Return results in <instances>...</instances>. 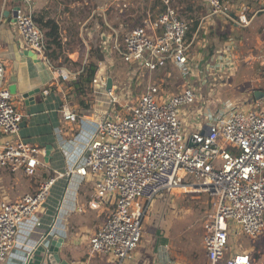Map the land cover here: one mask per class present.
<instances>
[{
	"label": "built area",
	"instance_id": "2783aa9c",
	"mask_svg": "<svg viewBox=\"0 0 264 264\" xmlns=\"http://www.w3.org/2000/svg\"><path fill=\"white\" fill-rule=\"evenodd\" d=\"M149 1L165 10H148L140 25L122 37L111 29L113 35L103 44L105 60L98 64L91 83L95 97L107 98L105 109H100L102 118L90 122L68 103L61 108L65 122L91 124L92 128L70 169L55 171L39 182L35 192L16 200H9L0 184V263L9 257L20 225L40 212L56 182L75 175L90 178L94 184L96 198L88 202L90 209L113 205L105 222L89 238L91 252L111 256L113 264H124L138 248L148 207L163 193L186 188L206 193L212 200L213 213L203 225L205 264H256L247 253L229 255L228 242L231 224L235 235L251 240L264 236V106L235 110L233 103H227L213 120L198 119L201 129L186 138L182 116L198 100L193 88L170 93L153 83L136 99L126 94L122 101L115 96L114 80L112 88L105 89L107 76L99 69L110 61V53L149 73L168 64L185 75L191 72L192 42L186 38L189 24L178 18L171 0ZM202 1L208 10L206 17L224 18L237 28L248 27L256 14L264 13V0H256L259 9L251 17L242 9H230L223 0ZM33 2L22 0L13 11L14 21L26 48L49 64L46 39L32 19ZM261 32L264 34V28ZM251 60L264 68V40ZM50 69L63 82L70 78L62 67L50 64ZM4 76L0 62V135L7 139L0 142V174L34 176L44 165L39 159L41 152L19 137L22 115L4 86ZM40 225L38 221L36 228Z\"/></svg>",
	"mask_w": 264,
	"mask_h": 264
},
{
	"label": "crops",
	"instance_id": "0c3cea01",
	"mask_svg": "<svg viewBox=\"0 0 264 264\" xmlns=\"http://www.w3.org/2000/svg\"><path fill=\"white\" fill-rule=\"evenodd\" d=\"M223 2L230 9H242L241 6L235 4L238 0H223ZM19 3V0H0V62L5 68L4 86L8 90L13 87V93L9 92L14 105L22 115L19 137L22 141L40 150L39 159L44 165L37 168L34 176L2 171L0 174L1 189L9 200H16L24 193L35 192L39 182L46 179L48 175L52 176L55 171L65 173L69 170L75 156L80 152L82 144L89 137L92 130L91 124L65 122L60 112L63 105L68 103L72 110L90 122L99 121L103 116L100 109H105V105L97 103L102 99L95 96L96 104L94 106L85 102L86 105H89V109L78 103L79 100H85V98L77 96L69 85V81L63 82L50 69V64L53 66V61L56 59L52 55V58L49 56L50 63L47 64L26 48L19 36L13 17V11L20 5ZM49 3V0H34L33 11L34 9H46L45 6ZM84 3L83 7H80V0L66 5L74 11L73 15L77 21H83L75 35H72L71 15L65 10V6L60 5L63 8L62 16L58 15L56 18L57 13L52 15L57 22L59 19L64 20L65 25L62 27L64 30L61 31L63 48L72 49L73 51L69 53L74 56L78 53L77 47H81L84 52L88 53V41L83 36V27L93 15L103 14L104 10L108 8L103 4L96 3V6L90 3V6L86 7L88 3ZM89 10L90 14L86 17ZM252 23L253 21L248 27L237 28L224 18H202L198 30L201 29L204 36L197 38V33H194L190 40L192 42L190 61L194 62L195 66L201 70L199 73L201 74L202 71L213 65L216 56L221 59L226 57L228 61L240 59V63L237 62L238 65L243 64L242 56L245 58L247 55L246 60H250L253 56L252 53H255L260 42L264 40V34L261 32L264 26L253 27ZM67 29L71 30V35H67ZM213 30H218V35L211 39L210 33ZM116 32L119 35L123 34V32ZM224 34L227 35V39L220 42V35ZM109 35L113 34L107 33L103 37V43L108 41ZM72 40H75L76 43H73ZM212 41L215 45L217 44L216 51L207 57L206 47ZM76 44L79 45L76 47ZM196 48H198V53L194 52ZM250 55L252 56L249 57ZM250 65L252 66L251 63ZM257 66L258 74L256 73L255 78L251 81H254L256 85H252L240 94L243 95L241 97L243 102L239 104V109L250 110L255 109L258 105L264 106V96L257 100L254 97V93L257 91L264 93V78L262 77L264 68L259 64ZM170 67L174 66L168 64L164 70ZM113 80L115 81V79ZM6 140L0 135V142ZM95 198L94 184L90 178L82 179L74 175L58 180L40 212L34 218L20 225L19 237L16 239L9 257L0 264H48L44 247L50 244L54 236H58L63 241L58 252L59 264H71L72 262L113 264L111 256L93 254L90 250V236L105 222L113 210V205L110 204L99 210L90 209L88 202ZM38 221L41 225L36 228ZM43 237H46L45 242L42 241ZM153 240L152 247L146 250L138 247L124 264H180L170 251L169 239L160 237ZM250 241L253 246L247 250L243 248L241 253L250 255L256 264H264V236Z\"/></svg>",
	"mask_w": 264,
	"mask_h": 264
},
{
	"label": "rangeland",
	"instance_id": "374dc122",
	"mask_svg": "<svg viewBox=\"0 0 264 264\" xmlns=\"http://www.w3.org/2000/svg\"><path fill=\"white\" fill-rule=\"evenodd\" d=\"M50 1V0H49ZM53 1V0H52ZM64 2L71 3L76 0H61ZM83 7L84 2H87L89 7L90 3L103 4L108 8L103 12L108 18V31L112 33V30L126 33L129 28L133 26L116 28L113 25L115 22L123 18V21H128L131 16L140 18L141 21L147 16V11L156 13L159 10V5L151 4L149 0H80ZM171 4L177 10L180 20L185 21V16L181 15V9L184 5L181 0H171ZM196 3H204L202 0H193ZM240 2V3H238ZM235 4L241 6L244 13L247 16H254L258 12L259 4L256 0H238ZM51 3V2H50ZM49 3V4H50ZM96 3V4H95ZM63 4H61L63 6ZM92 8V7H91ZM127 9V12H124ZM59 11V12H58ZM63 8L58 6L57 11L53 12L52 15L56 14V18L62 16ZM208 12L200 18H205ZM59 25L62 28L65 23L64 20L59 19ZM189 23V22H187ZM140 25V24H139ZM138 26V25H137ZM253 27L264 26V13L256 14L253 23ZM136 27V26H135ZM64 29H61L63 31ZM62 37V36H61ZM63 39V38H62ZM76 43L75 40H72ZM79 45V44H78ZM76 44V47L78 46ZM196 50V53H198ZM69 47L63 50V54L58 59L53 61L54 66L64 67L71 75L67 81L75 75L78 67L72 63L65 62L64 59L67 57L73 63H78L83 59L82 63L85 62L88 53L84 52L81 47H77L76 55L69 53ZM244 55V53H243ZM252 55H257V50ZM250 55L249 57H251ZM247 56V55H246ZM229 60L221 59L220 57L214 58L215 62L205 71H202L195 66L194 62L190 67L191 72L185 75L183 70L176 67L162 69L155 73H149L144 69L139 68L135 65L125 64L120 61L118 55L110 53V58L106 61L103 66H100V74L103 76H110L116 81L117 90L115 96L120 100L122 96L130 94L131 97L136 99L139 95L147 89L150 84L156 83V85L162 86L164 83L167 90L170 93H176L180 88L185 87L193 88L197 95L198 100L190 108V111L182 116L185 127V137L188 138L191 132L196 129H201L202 124L197 121H211L217 117V113L227 103H233L236 109H239V104L243 102L240 95L246 91L252 85L256 84L252 81L255 78L258 66L255 60H246L247 58ZM52 58V56L50 55ZM248 57V58H249ZM249 62H252V66ZM227 65V66H225ZM230 65V66H229ZM238 65V67H237ZM186 71V70H185ZM259 72V70H258ZM258 74V73H257ZM264 78V75L262 76ZM89 104L95 103L94 94L92 91V85H90L89 92L85 99ZM102 105L106 106L107 98L104 97L101 101ZM157 205V206H154ZM154 206V207H153ZM213 213V205L211 197L203 192L190 191L189 188L177 189L172 192H165L156 201L148 207L146 214L143 218L142 225V237L138 245L140 249L146 250L153 246V239L165 237L169 239L168 245L170 251H172L175 260H178L180 264H205V256L202 248V237H203V225L206 220ZM232 237L228 242V254H240L241 250H247L253 246L252 241L242 234L235 235V227L231 224ZM152 237V238H151ZM233 239V241H232ZM128 260V259H127Z\"/></svg>",
	"mask_w": 264,
	"mask_h": 264
},
{
	"label": "trees",
	"instance_id": "16d2710c",
	"mask_svg": "<svg viewBox=\"0 0 264 264\" xmlns=\"http://www.w3.org/2000/svg\"><path fill=\"white\" fill-rule=\"evenodd\" d=\"M135 0H133L134 2ZM19 4L22 3V0H19ZM50 4H47L45 7L46 9L37 10L34 9L32 12V19L36 26L42 31L44 38L47 42V50L50 55H52L55 59H58L59 56L63 54V44H62V37H61V27L59 25V22L55 19V17L52 16V13L57 11L58 6H60L62 3L61 0H50ZM181 3L184 5V7L181 9V15L185 16V21L183 22H189V27L187 29L186 38L188 41H190L194 35V33H197V38L202 35L201 29L198 30V26L200 23V18L205 15L207 12V9L204 5L194 3L193 0H181ZM68 3L64 2L63 6H65V10L70 13L71 20H72V35H75L76 32H78L79 27L81 26L83 21H77L75 16L73 15L74 11L69 9L67 7ZM62 6V5H61ZM165 7L163 5L160 6L159 11H164ZM127 12V9L124 11ZM90 14V10L87 12L86 17ZM121 17V16H120ZM115 22L113 25L116 28L122 27V24H125V27L128 26H135L140 24V18L134 16H131L129 20L123 21V18ZM251 17V15L249 16ZM179 19H181L178 16ZM108 18L104 14H96L93 15L91 20L83 27V36L88 41V55L86 57V60L84 63H82L83 59L78 63H73L70 61L67 57L64 59L65 62L72 63L73 65H76L78 67L77 71L74 73L75 75L70 79L69 85L74 90V93L77 96H81V98H85L89 92V88L91 83L93 82L95 78L96 71L98 69V64L105 60V52H104V38L108 31ZM129 28V31L132 29ZM67 35H71V30L67 29ZM125 33L120 34V36H124ZM218 35V30H213L210 33L211 39L213 37ZM227 35L224 34L223 36L220 35L219 41L222 42L225 39ZM217 45V44H216ZM216 45L214 42H210L208 46L206 47L207 57H209L212 53H214ZM73 50L70 49L69 52H72ZM161 88L164 91H169L166 88V85L163 83ZM180 88L176 91L179 92ZM170 92V91H169ZM86 100H79L78 103L81 105H85L86 109H89V105L85 104ZM49 175L46 177L48 178Z\"/></svg>",
	"mask_w": 264,
	"mask_h": 264
},
{
	"label": "water",
	"instance_id": "95a60500",
	"mask_svg": "<svg viewBox=\"0 0 264 264\" xmlns=\"http://www.w3.org/2000/svg\"><path fill=\"white\" fill-rule=\"evenodd\" d=\"M5 15H7V13H5ZM112 83H113L112 77L108 76L106 79V86H105L107 92L112 88ZM13 90H14L13 87L9 89L11 93H13ZM262 96H264V93L262 92L257 91L254 93V97L256 100ZM62 243H63L62 239H60L58 236H54V238L50 241V244H48L47 247H44L46 253V259L48 263L59 264L60 260H59L58 252Z\"/></svg>",
	"mask_w": 264,
	"mask_h": 264
},
{
	"label": "bare ground",
	"instance_id": "6f19581e",
	"mask_svg": "<svg viewBox=\"0 0 264 264\" xmlns=\"http://www.w3.org/2000/svg\"><path fill=\"white\" fill-rule=\"evenodd\" d=\"M190 189V191H193L191 188H189ZM186 191H187V188H186Z\"/></svg>",
	"mask_w": 264,
	"mask_h": 264
}]
</instances>
